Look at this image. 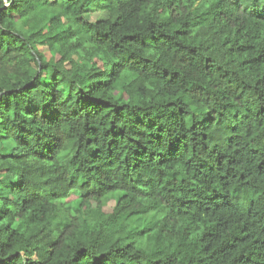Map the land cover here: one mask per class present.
Returning <instances> with one entry per match:
<instances>
[{
    "label": "clouds",
    "instance_id": "obj_1",
    "mask_svg": "<svg viewBox=\"0 0 264 264\" xmlns=\"http://www.w3.org/2000/svg\"><path fill=\"white\" fill-rule=\"evenodd\" d=\"M0 264H264V0H0Z\"/></svg>",
    "mask_w": 264,
    "mask_h": 264
}]
</instances>
